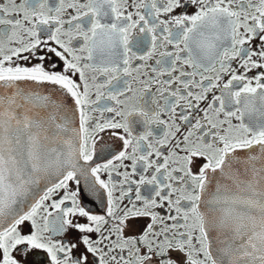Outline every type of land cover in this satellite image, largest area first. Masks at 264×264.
<instances>
[{
    "label": "snow or ice",
    "instance_id": "snow-or-ice-1",
    "mask_svg": "<svg viewBox=\"0 0 264 264\" xmlns=\"http://www.w3.org/2000/svg\"><path fill=\"white\" fill-rule=\"evenodd\" d=\"M0 264H264V0H0Z\"/></svg>",
    "mask_w": 264,
    "mask_h": 264
}]
</instances>
